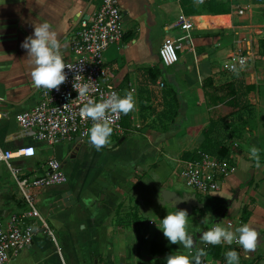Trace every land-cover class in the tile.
<instances>
[{"label":"crops","instance_id":"obj_1","mask_svg":"<svg viewBox=\"0 0 264 264\" xmlns=\"http://www.w3.org/2000/svg\"><path fill=\"white\" fill-rule=\"evenodd\" d=\"M118 1L124 35L105 51L104 64L118 96L131 93L134 108L121 113L122 132L112 131L97 151L78 138L55 147L36 142L16 116L31 111L45 89L33 84V65L21 47L33 24L49 23L69 62L79 22L93 18L102 0H0V149L35 147L34 158L12 162L22 178L44 176L52 158L68 178L65 185L32 190L56 243L33 220L32 245L7 264H166L168 255L187 252L170 244L153 216L177 210L159 206L164 191L194 194L180 184L179 173L198 150L231 155L237 171L218 193L195 194L203 197L202 208L188 214L189 235L219 223L238 236L236 229L246 224L257 242L246 251L236 240L213 246L197 238L193 255L202 249L201 264H226V252L235 250L239 264H264V0H213L229 7L227 15L210 14L211 0ZM181 15L193 25L189 31L176 26ZM166 39L179 57L170 68L158 56ZM239 52L248 62L230 73L224 67ZM163 168L166 179L146 186ZM63 194L74 204L54 213L51 205ZM26 208L0 163V223Z\"/></svg>","mask_w":264,"mask_h":264},{"label":"built area","instance_id":"obj_2","mask_svg":"<svg viewBox=\"0 0 264 264\" xmlns=\"http://www.w3.org/2000/svg\"><path fill=\"white\" fill-rule=\"evenodd\" d=\"M243 15V11H239ZM176 26L183 31H189L193 25L184 16H179ZM123 15L118 0H102L99 11L90 19L81 20L78 24L76 38L72 44V60L65 62L66 81L59 90L44 89L37 105L29 112L16 116L18 126L32 134L34 141L46 143L55 147L72 142L78 138L89 140V130L96 123L81 115V109L88 104L103 102L118 91L112 83V75L104 64V53L112 45L121 42L124 35ZM264 45V39L262 40ZM160 63L165 68L177 64L179 57L175 44L166 39L158 51ZM243 60V65H241ZM248 60L242 52L231 56L224 67L230 73L245 68ZM81 75L83 79H75ZM81 84L89 85L86 97L79 96L74 87ZM74 85V87H73ZM163 88L164 85L160 84ZM0 117H2L0 115ZM106 118L113 131L122 132L121 113L106 112ZM36 155L33 145L21 147L14 151L0 149V163L7 166L25 204L26 210L14 215L6 223H0V264H7L25 249L32 245L35 228L33 220L51 237L54 235L46 221L34 207L32 190L46 189L65 185L68 178L61 163L52 158L47 162V173L41 177H24L12 162L21 159H32ZM237 167L233 157L217 159L198 150L194 156L184 163L179 178L185 189L194 194L209 197L218 193L222 182L234 175ZM32 221V222H31Z\"/></svg>","mask_w":264,"mask_h":264},{"label":"clouds","instance_id":"obj_3","mask_svg":"<svg viewBox=\"0 0 264 264\" xmlns=\"http://www.w3.org/2000/svg\"><path fill=\"white\" fill-rule=\"evenodd\" d=\"M21 47L27 51V57L33 65L31 78L33 84L37 88H45L48 90H59V86L65 83L67 67L61 52L59 51L60 44L56 39L55 33L51 30L49 23L33 24V33L27 36L22 42ZM243 65V60H241ZM81 75H76L75 79H83ZM74 87V85H73ZM79 96L86 97L89 92L88 84H81L78 90L74 87ZM134 108V98L131 93L126 97L120 98L113 93L108 99L103 102L93 103L89 100L81 109V115L96 123L89 130V142L99 151L109 142L112 134L106 112L124 113L127 114ZM256 149L252 150V156H256ZM165 192L161 204L169 203L166 201ZM187 210H175L166 215L160 220V230L164 237L172 245H182L187 252H176L166 257V264H201V257L205 256L202 249L196 250L193 255L194 241L187 231L188 223ZM235 235L232 231L220 226L217 223L210 230L203 233L201 239L207 244L213 246L219 245L222 242L231 244L234 240L246 251H252L256 247L257 233L248 225H243L236 229ZM226 264H239V254L235 250H230L225 254Z\"/></svg>","mask_w":264,"mask_h":264},{"label":"water","instance_id":"obj_4","mask_svg":"<svg viewBox=\"0 0 264 264\" xmlns=\"http://www.w3.org/2000/svg\"><path fill=\"white\" fill-rule=\"evenodd\" d=\"M165 192L170 193V194H165L166 201H169V203H166V204L167 205L172 204L173 208H175L177 210H187L188 214H191L192 210L194 208H197V207L200 209L202 208V206L199 204L198 200L196 199L195 194L188 195L187 193H182L181 195H178L172 191L167 190V191H164L162 193L161 201H163V199H164L163 194ZM235 198H236V196H235ZM71 204H74L71 195L70 194H63L59 201H57L51 205V208H52L54 213H57L61 210H64L65 208L70 207ZM159 205H163V204H161V202H159ZM203 233L196 235V237L195 236L192 237V239L194 241L193 246L196 245V239L201 238Z\"/></svg>","mask_w":264,"mask_h":264},{"label":"rangeland","instance_id":"obj_5","mask_svg":"<svg viewBox=\"0 0 264 264\" xmlns=\"http://www.w3.org/2000/svg\"><path fill=\"white\" fill-rule=\"evenodd\" d=\"M111 141V138H109V142ZM181 168V167H180ZM180 170V169H179ZM159 174H157V176H152L150 174V180H147V184L146 186H150V187H154L157 185L158 182L166 179V176H165V173H166V170L163 168L161 170L158 171ZM179 173V171H178ZM178 179V177H177ZM180 180V184L183 186L182 182H181V179L179 178ZM170 183V186L172 187V183H171V179L168 181ZM184 187V186H183ZM198 200L199 201H203V197L202 196H197ZM153 202H155V199H153ZM156 203V202H155ZM160 206V205H159ZM160 209V208H158ZM201 212V211H200ZM199 212V214H200ZM197 215V217H199L200 215ZM166 216V214H160L158 213L157 215H154L153 218H155V221L158 222L159 220H162L164 217ZM201 221H202V217H201Z\"/></svg>","mask_w":264,"mask_h":264},{"label":"trees","instance_id":"obj_6","mask_svg":"<svg viewBox=\"0 0 264 264\" xmlns=\"http://www.w3.org/2000/svg\"><path fill=\"white\" fill-rule=\"evenodd\" d=\"M208 11H209L210 14H213V15H227V14H229L230 9H229V7L224 6V4L221 3V1H213V0H211L210 3L208 4ZM203 152H205V151H203ZM217 159L221 160V159H224V157H217Z\"/></svg>","mask_w":264,"mask_h":264},{"label":"bare ground","instance_id":"obj_7","mask_svg":"<svg viewBox=\"0 0 264 264\" xmlns=\"http://www.w3.org/2000/svg\"><path fill=\"white\" fill-rule=\"evenodd\" d=\"M229 19V18H228ZM207 22V21H206ZM225 24V23H224ZM221 25V24H220Z\"/></svg>","mask_w":264,"mask_h":264}]
</instances>
